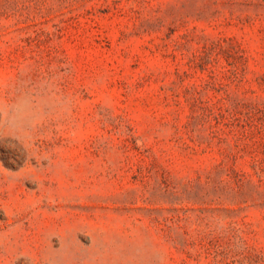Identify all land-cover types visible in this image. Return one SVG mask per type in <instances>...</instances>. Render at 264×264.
Listing matches in <instances>:
<instances>
[{
    "label": "rangeland",
    "instance_id": "obj_1",
    "mask_svg": "<svg viewBox=\"0 0 264 264\" xmlns=\"http://www.w3.org/2000/svg\"><path fill=\"white\" fill-rule=\"evenodd\" d=\"M0 264H264V0H0Z\"/></svg>",
    "mask_w": 264,
    "mask_h": 264
}]
</instances>
